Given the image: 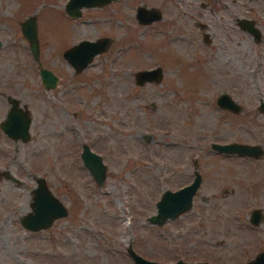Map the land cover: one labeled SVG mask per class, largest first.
<instances>
[{
    "label": "rangeland",
    "instance_id": "obj_1",
    "mask_svg": "<svg viewBox=\"0 0 264 264\" xmlns=\"http://www.w3.org/2000/svg\"><path fill=\"white\" fill-rule=\"evenodd\" d=\"M65 2L0 0V92L17 97L32 119L27 141L14 147L0 137V169L18 179L0 177V264H133L127 246L158 262L250 258L253 233L245 228L259 208L264 230V177L257 162L210 154L211 141L248 138L210 99L222 87H243L254 101L243 67L255 63L264 41L220 26L232 17L264 18V0H112L72 18ZM138 6L158 10L159 18L137 22ZM27 16L35 23V57L19 28ZM260 27L264 38V19ZM99 37L107 38L104 50L75 72L63 51ZM154 66L158 81L134 83L136 70ZM39 67L58 75L53 88L42 87ZM81 143L102 158L100 182L79 158ZM193 160L202 180L191 207L148 224L160 193L191 179ZM34 176L66 214L30 231L19 218L30 210ZM245 235L251 239L242 245Z\"/></svg>",
    "mask_w": 264,
    "mask_h": 264
},
{
    "label": "water",
    "instance_id": "obj_2",
    "mask_svg": "<svg viewBox=\"0 0 264 264\" xmlns=\"http://www.w3.org/2000/svg\"><path fill=\"white\" fill-rule=\"evenodd\" d=\"M112 0H66L64 10L70 17H76L80 13L81 7L101 6ZM160 13L156 9L146 7H136L135 19L137 22L145 24L159 18ZM247 30L256 33L251 24H246ZM22 36L28 41V48L33 57L37 54V40L35 37V23L33 16H27L19 23ZM207 33H203L202 40L208 42ZM107 45L106 37H99L94 40L80 39L75 44L65 49L62 53L63 58L73 67L75 71L84 68L90 61L91 57L101 51ZM38 76L44 88L53 87L57 77L44 67L38 68ZM160 78V67L138 69L134 72V81L142 84L145 81H158ZM12 105L6 112L2 121L1 128L13 139L26 141L29 137L28 125L29 117L26 108H22L12 99ZM231 104V103H230ZM146 137V136H145ZM144 137V138H145ZM210 146L223 153H236L240 155H256L257 146L254 144H245L238 142L218 143L212 142ZM79 158L83 166L88 170L91 177L100 182L104 177L105 165L101 156L91 150L85 143H81ZM6 178L14 182L18 179L12 176L9 171H0ZM200 182L198 172L195 171L192 179L180 187L170 190L164 189L158 199L154 202L155 211L148 215L145 221L148 224L156 226L162 225L168 219H173L179 214L187 211L191 207L192 196ZM30 210L19 218L21 226L30 231L46 228L52 220L66 214L65 206L54 196L46 187L44 179L41 176L35 177V184L32 188V195L29 201ZM262 216L259 208H252L248 214V220L251 224L256 225L260 222ZM126 253L131 258L133 264H210L208 261H183L176 259L174 261L158 262L146 259L137 254L130 246H127ZM246 264H264V249Z\"/></svg>",
    "mask_w": 264,
    "mask_h": 264
},
{
    "label": "flooded vegetation",
    "instance_id": "obj_3",
    "mask_svg": "<svg viewBox=\"0 0 264 264\" xmlns=\"http://www.w3.org/2000/svg\"><path fill=\"white\" fill-rule=\"evenodd\" d=\"M199 5L201 7H204L205 3L200 2ZM262 18H257V17L255 18V17H250V16L232 17L229 19L227 18V19H224L226 22L223 23L222 26H220V28H222L223 31H225V30L229 31L230 33H232L234 35H237V33H238L239 37H241V38H242V36H246L249 39L260 44L262 41H264V38H262L259 35V29L261 28L260 24H261V21L264 19V18L263 19ZM247 23L251 24L255 28L256 33H252V32L247 30V25H246ZM218 24H221V23H218ZM200 26H203V25L200 24ZM217 28H219V26H217ZM203 33L204 32L201 33V36L203 35ZM206 38L208 41H210V38L208 37V33L206 35ZM72 69H73V67H72ZM51 72H52V74H54L57 77V80H58V75L56 73H54L53 71H51ZM243 73H244V79H245V75H247L251 80L253 79L252 82H249L248 84L249 85L251 83L253 84V87L255 90L254 101H252L251 103H248V101H246L247 98L244 95V92H243L244 88L243 87L239 92H235L232 89H229L227 87L226 88L222 87L221 91H217L216 94H213V96H211L210 102L212 103V105L215 109L219 110V112L221 114H223L224 117H226V124H229L230 116H233L234 120H236L234 125L237 126V129L241 128L244 131L243 135H246L248 138L232 137V139L228 138L226 140L223 139L221 141H211V142H209V151H210V154L212 156L216 155V156L223 158V159L224 158L228 159L230 157H234V158H242L243 160L248 161L251 164H254L257 162L258 167H260L259 173L264 177V50L262 52L261 51L257 52L256 60H255V63L253 65H248V66L243 67ZM57 80L55 81V84H56ZM39 81H40V79H39ZM145 82H147V81H145ZM134 83H136V82L134 81ZM40 84L44 88V86L41 82H40ZM55 84H54V86H55ZM139 85H141V84H139ZM53 87H50V88H53ZM0 93L4 98V103L3 102L0 103V112H1L0 123H2V121L5 118L6 112L8 111L10 106L12 105V102H11L12 99H15L16 104L19 105L20 107L26 108V106L23 105L17 97H15L13 95H9V94L6 95L2 92H0ZM26 111H27V115H28L29 120H30L29 121V125H30L32 119L30 117V112L28 111L27 108H26ZM251 114H254L257 117V119H255V122L253 123L255 126L253 124H252V126H249V125L247 126L246 123L240 124V122H237L238 120L242 121V120L249 119V116ZM247 121L248 120H246V122ZM250 122H251V120H250ZM29 125H28V133H29ZM227 129H229V126L227 127ZM0 137L4 141H5V139L11 141L12 145L14 147L16 146V144L25 142V141H22L21 139H18V138L13 139L10 136H8L3 131V129L1 128V124H0ZM144 137L145 136H143V138ZM28 139H29V137H28ZM212 142H218V143L238 142V143H245V144H254L257 146V148H256L257 153L254 156L240 155V154H236V153H223V152H220V151L213 149L210 146V144ZM253 161H255V162H253ZM192 163H193V167H194V170L192 172V177L194 176L195 171H197L198 175L200 177V182H201V180H202L201 174L195 168V165H197V161L193 160ZM6 170H7V168H4L3 170L0 169V171H6ZM1 176L3 178H5V176H3L2 174H1ZM192 177H191V179H192ZM174 189H176V188H174ZM174 189H172V190H174ZM245 230L248 233H253V235H250V237L253 238V240L251 241V244H254V251L253 252L250 251L252 253V256L250 258H247V259L243 258L242 259L243 261L241 264H246L248 261L253 259L256 255H258L264 249V230L260 229L259 225H257V224L256 225H253V224L247 225ZM247 236L248 235L244 236L242 245L248 244L247 239H251L250 237L247 238ZM192 261H196V260H192ZM203 261H206V260H203Z\"/></svg>",
    "mask_w": 264,
    "mask_h": 264
}]
</instances>
